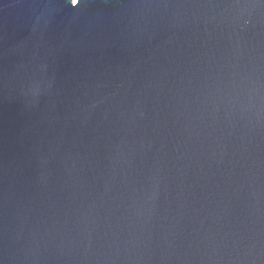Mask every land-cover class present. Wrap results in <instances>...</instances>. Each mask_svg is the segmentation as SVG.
Returning a JSON list of instances; mask_svg holds the SVG:
<instances>
[{
	"label": "water",
	"instance_id": "95a60500",
	"mask_svg": "<svg viewBox=\"0 0 264 264\" xmlns=\"http://www.w3.org/2000/svg\"><path fill=\"white\" fill-rule=\"evenodd\" d=\"M0 264H264V0H0Z\"/></svg>",
	"mask_w": 264,
	"mask_h": 264
},
{
	"label": "rangeland",
	"instance_id": "374dc122",
	"mask_svg": "<svg viewBox=\"0 0 264 264\" xmlns=\"http://www.w3.org/2000/svg\"><path fill=\"white\" fill-rule=\"evenodd\" d=\"M72 2H74V3H75V2H76V0H72Z\"/></svg>",
	"mask_w": 264,
	"mask_h": 264
}]
</instances>
